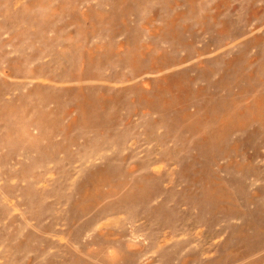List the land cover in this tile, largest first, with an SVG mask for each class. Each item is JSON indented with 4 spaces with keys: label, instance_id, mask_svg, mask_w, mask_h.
<instances>
[{
    "label": "rangeland",
    "instance_id": "374dc122",
    "mask_svg": "<svg viewBox=\"0 0 264 264\" xmlns=\"http://www.w3.org/2000/svg\"><path fill=\"white\" fill-rule=\"evenodd\" d=\"M0 264H264V0H0Z\"/></svg>",
    "mask_w": 264,
    "mask_h": 264
}]
</instances>
